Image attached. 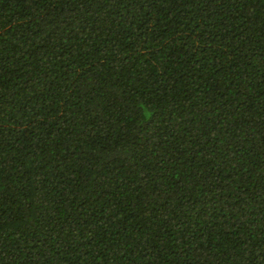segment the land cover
Instances as JSON below:
<instances>
[{"label":"trees","instance_id":"1","mask_svg":"<svg viewBox=\"0 0 264 264\" xmlns=\"http://www.w3.org/2000/svg\"><path fill=\"white\" fill-rule=\"evenodd\" d=\"M0 264H264V0H0Z\"/></svg>","mask_w":264,"mask_h":264}]
</instances>
